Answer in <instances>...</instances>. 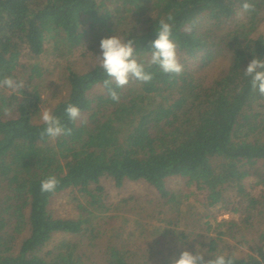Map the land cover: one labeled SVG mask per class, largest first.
Listing matches in <instances>:
<instances>
[{
    "label": "trees",
    "instance_id": "16d2710c",
    "mask_svg": "<svg viewBox=\"0 0 264 264\" xmlns=\"http://www.w3.org/2000/svg\"><path fill=\"white\" fill-rule=\"evenodd\" d=\"M245 2L256 10L246 13L241 28L222 35L210 27L198 29L203 17L225 25ZM126 14L136 16V25L120 36L136 40L142 59L152 50L159 20L171 15L178 51L205 62L226 52L229 65L208 87L197 84L186 68L170 75L146 66L153 79L138 81L137 90L111 86L119 102L102 87L107 77L99 65L83 74L69 70V95L53 114L71 135L57 137L54 146L47 136L41 140L45 125L34 122L41 99L33 80L42 73L22 59L43 55L48 42L74 49L89 35L97 41L113 36L125 27ZM263 21L264 0H0V79L12 77L26 86L17 92L0 89V264H90L79 242L48 247L55 235L84 237L94 231V212L112 208L107 180L118 188L144 182L171 204L176 198L167 180L181 177L206 195L211 208L264 218V188L258 195L246 188L251 176L264 186L258 168L264 163V96L253 92L251 78L244 75L254 58L264 60V35H256ZM98 87L103 94L93 96ZM69 104L81 110L75 122L66 116ZM4 107L12 109L10 115ZM49 176L59 184L54 193H42L41 181ZM68 190L81 194L80 208L88 217H54L53 198ZM109 231L101 264H138L120 241V230ZM209 242L207 254L234 257V264H264V245L254 255L238 257L219 240Z\"/></svg>",
    "mask_w": 264,
    "mask_h": 264
},
{
    "label": "rangeland",
    "instance_id": "374dc122",
    "mask_svg": "<svg viewBox=\"0 0 264 264\" xmlns=\"http://www.w3.org/2000/svg\"><path fill=\"white\" fill-rule=\"evenodd\" d=\"M238 13L234 19L222 26H217L213 20L203 17L197 24L198 29L202 32L209 27L214 28L221 35L234 31L248 21L246 13L242 16ZM127 15L129 20L125 22V27H119L115 35L120 36L121 31L135 27L136 16L132 18V14ZM256 35H264V21L259 25ZM90 36L81 46L74 49L62 43L55 47L52 42H48L43 55L34 59H22L24 65L30 68L37 65L42 73L41 77L33 80L40 94V107L43 103L44 107L54 111L56 106L68 97L69 70L83 74L98 66L95 55L101 54L102 36L98 41ZM106 37L111 36L106 34L104 38ZM177 52L183 68H186L185 70L193 75L195 82L202 87L212 85L230 62V54L226 52L209 62H205L204 58L178 50ZM19 70L22 71L21 68ZM28 71L30 75V70ZM28 75L22 74L21 78L27 79ZM137 82L131 81L124 89L137 90ZM4 91L8 93L11 90L5 88ZM100 94H103L100 87L92 93L93 96ZM82 118H86V115ZM34 122L41 124L40 114L35 117ZM50 145H56V139H51ZM258 168L264 171V163H260ZM258 183V178L251 176L246 180L247 190L255 195L260 194L264 186ZM103 184L109 194L108 204L112 208L108 212H94V231L84 237L55 235L48 249L63 240H72L81 243V253L86 255L84 257L88 263L101 264L108 242L111 241L109 230L113 227L120 230V241L132 251V256H135L138 264H167L172 258H179L183 251L195 254L197 245H200L201 251H207L212 239L219 240L225 250L238 257L254 255L253 250L264 245L263 217L254 215L248 219L244 213L234 214L220 208H211L207 205L206 195L188 185L184 178L173 177L167 180V187L176 198L171 204H166L165 200L144 182H127L121 188L116 187L111 180L104 181ZM81 204L84 205L85 201L78 190H68L53 198L50 210L55 218L84 219L88 215L80 208ZM230 222H233L232 226ZM93 232L97 237L91 235Z\"/></svg>",
    "mask_w": 264,
    "mask_h": 264
},
{
    "label": "clouds",
    "instance_id": "9594fccd",
    "mask_svg": "<svg viewBox=\"0 0 264 264\" xmlns=\"http://www.w3.org/2000/svg\"><path fill=\"white\" fill-rule=\"evenodd\" d=\"M255 6L250 3H243L240 13L254 12ZM174 18L169 15L167 20L160 19L158 27L156 26L157 38L151 42V51L145 59H142L135 47L136 40L123 39L119 35H113L103 38L100 41L101 54L95 55L96 62L106 74L102 87L108 89L110 98L119 102V94L112 89L115 84L117 88H125L131 81H139L148 83L153 79V75L146 71L147 67L157 66L159 69L170 75H180L183 72V65L180 62L177 45L172 40V21ZM244 75L251 78V88L253 92L258 91L264 96V60L254 58L244 71ZM23 81H17L12 77H4L0 79V89H9L13 92L25 89ZM3 113L10 115L12 109L4 107ZM40 122L45 125V130L41 132L40 138L43 140L45 136L56 139L61 135H71L72 130L66 128L59 117L53 114L49 107H44L43 103L39 110ZM66 116L69 120L75 122L81 117L79 107L69 104L66 108ZM59 184L55 176H49L41 181L40 190L42 193H54ZM200 245H197L196 253L183 251L179 258H172L170 264H234V257H227L223 254L208 252ZM210 256V259H206Z\"/></svg>",
    "mask_w": 264,
    "mask_h": 264
}]
</instances>
